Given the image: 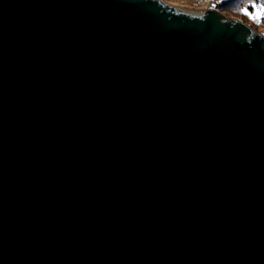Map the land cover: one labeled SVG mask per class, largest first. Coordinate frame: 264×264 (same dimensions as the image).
<instances>
[{
    "label": "water",
    "instance_id": "obj_1",
    "mask_svg": "<svg viewBox=\"0 0 264 264\" xmlns=\"http://www.w3.org/2000/svg\"><path fill=\"white\" fill-rule=\"evenodd\" d=\"M161 0H0V264H264V35Z\"/></svg>",
    "mask_w": 264,
    "mask_h": 264
},
{
    "label": "rangeland",
    "instance_id": "obj_2",
    "mask_svg": "<svg viewBox=\"0 0 264 264\" xmlns=\"http://www.w3.org/2000/svg\"><path fill=\"white\" fill-rule=\"evenodd\" d=\"M163 2L184 9L186 11H197L211 8L216 5V10L223 16L235 19L249 25L255 32L264 35V15H260V6L264 0H162ZM256 5V7H253ZM246 9L249 14H243Z\"/></svg>",
    "mask_w": 264,
    "mask_h": 264
},
{
    "label": "snow or ice",
    "instance_id": "obj_3",
    "mask_svg": "<svg viewBox=\"0 0 264 264\" xmlns=\"http://www.w3.org/2000/svg\"><path fill=\"white\" fill-rule=\"evenodd\" d=\"M253 7H256V5H253ZM242 11H243V14H245V15H251L248 13V11L246 9H244ZM259 11H260V15H264V5L260 6Z\"/></svg>",
    "mask_w": 264,
    "mask_h": 264
},
{
    "label": "bare ground",
    "instance_id": "obj_4",
    "mask_svg": "<svg viewBox=\"0 0 264 264\" xmlns=\"http://www.w3.org/2000/svg\"><path fill=\"white\" fill-rule=\"evenodd\" d=\"M162 1V0H161Z\"/></svg>",
    "mask_w": 264,
    "mask_h": 264
}]
</instances>
